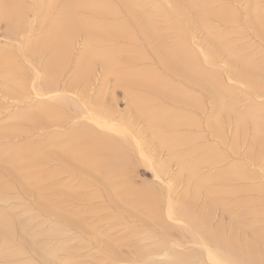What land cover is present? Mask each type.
Instances as JSON below:
<instances>
[{
    "label": "rangeland",
    "instance_id": "374dc122",
    "mask_svg": "<svg viewBox=\"0 0 264 264\" xmlns=\"http://www.w3.org/2000/svg\"><path fill=\"white\" fill-rule=\"evenodd\" d=\"M45 1L16 0L14 24L0 16V264H256L264 256V0H136L156 34L126 3L138 20L121 12L126 38L109 74L93 61L76 69L83 36L67 32L65 61L54 67L42 34L59 6L38 18ZM99 43L97 52L116 47ZM131 103L165 112L159 137L170 135L176 159L191 168L168 162ZM77 136L117 154L124 179L72 154ZM97 178L111 179L117 199L131 188L148 200L153 219L147 203L113 204ZM125 181L129 188H118ZM218 237L253 252L225 257L207 242Z\"/></svg>",
    "mask_w": 264,
    "mask_h": 264
},
{
    "label": "bare ground",
    "instance_id": "6f19581e",
    "mask_svg": "<svg viewBox=\"0 0 264 264\" xmlns=\"http://www.w3.org/2000/svg\"><path fill=\"white\" fill-rule=\"evenodd\" d=\"M76 0H46V7H41L38 10V18L43 17L42 15H48L50 14L51 10L55 6H59V11L57 13L56 20L54 22H51L46 29L44 30L42 37L47 39V44L50 43L49 49H52L50 51L51 60L56 61L58 64L54 67H59L60 64H62L65 61L66 54L68 52V44L71 43V40L66 39L63 37V32H67L71 35H74V37L83 36V46H82V52L81 55L77 61L76 69H79V67L82 65V63H89L91 61L99 63L101 66H103L106 69V73L109 74V71L111 68L117 64V59L120 55H122V48L118 46V44L125 40V18L121 17V12L123 14V10H127L128 14L130 15V19L134 20V22L137 23L136 20L137 16L130 12L128 10V7L125 5L126 3L133 4L134 8L137 9L138 14L145 19V27L148 31H152L156 34V30L154 29L152 22H150V17L148 14H146L140 7V4L137 3L136 0H77V3L72 5ZM14 6V8L12 7ZM192 5H190L191 7ZM79 8V10H82L81 13H86L85 15L87 17H84L82 14H75L73 12L75 9ZM19 8L16 6V0H0V16L5 19L9 23H16V20H18L21 16ZM80 15V16H79ZM6 27V23H4ZM54 26H62L61 31L59 33V29H54ZM75 29V32H73ZM256 35H259V29L256 28ZM101 40H99V38ZM127 37L129 39L132 38V34H127ZM111 42L115 43L116 47H113L114 49L108 52H97L95 49L98 48V44H101L99 42ZM157 41V40H156ZM65 47V48H63ZM164 47V46H161ZM169 49H164L166 52H169ZM33 51V46L28 47L26 45V53H30V51ZM118 53V54H117ZM121 53V54H120ZM177 60V59H176ZM247 60V59H246ZM115 61V62H114ZM213 61V60H210ZM174 63H178L175 61ZM240 77H243L241 74ZM262 80L264 81V77H262ZM258 93V92H257ZM130 97V96H129ZM133 102H139L141 100L140 97L133 98L130 97ZM131 101V102H132ZM132 108L134 114L136 115V118L139 121H143V124L145 125V128L147 131H149V136L151 140L157 139L159 142H157V149L159 150H166L169 156L168 162H176L178 163L180 169L184 168H191L190 166H185L180 162L178 159H176L177 154L174 153L173 146L170 143V135H164L160 136V131L157 127H160V122L167 124L166 121L168 120L165 112L157 113L152 111L151 109H147V107L144 110L141 107L134 106L132 103L130 105ZM151 112H154L151 114ZM71 141L75 142V149L72 151V154H75L78 156L79 159L87 158L90 163H96V162H102V163H108L116 169V172L119 175V179H124L123 174V168L121 165H117L118 161L116 160V155L113 153H109V149L106 148L108 154L104 153V148L99 147L96 145L94 140L83 137V136H77L73 138ZM152 142V141H150ZM97 149V150H96ZM99 152V153H98ZM100 156V158H97ZM175 160V161H174ZM164 165H162L163 167ZM154 173V172H153ZM188 181L193 184L195 183V187H198L197 179L195 175H187ZM155 177V176H154ZM105 179L104 177H102ZM107 179L106 183L102 182L100 178H97V181L102 183L104 186V189H106V193L108 197L110 198V201L113 204H125L127 200L133 198L134 203L141 206L143 209L147 203V209H144L146 212V215L153 219V214L151 215V210L154 209V207H149V201L145 198H141L140 196L137 197V193L134 192L131 188H129L127 182L120 183L119 187L124 186L129 188V192H123L122 194L118 195V199L113 196L110 193H113L111 190L113 189V183L110 182ZM194 187V188H195ZM200 187V186H199ZM198 187V188H199ZM111 188V189H110ZM128 197L127 200L123 201L122 198ZM135 197V198H134ZM140 197V198H139ZM181 218L184 219L186 224L191 227L195 232L201 233L203 236V233H206L207 228L204 227L202 223H198L196 220L189 217L186 213L182 212ZM169 220V219H168ZM218 231V226L216 228ZM208 244L215 246L217 249L221 250L223 255L225 257L227 256H240V258H246L247 252H253V249L251 246H247L243 243H238L236 239L232 238H224V237H218V238H210L207 240ZM240 254V255H239ZM262 259H259L255 261L256 264H264V256L261 257ZM213 262V261H212Z\"/></svg>",
    "mask_w": 264,
    "mask_h": 264
}]
</instances>
